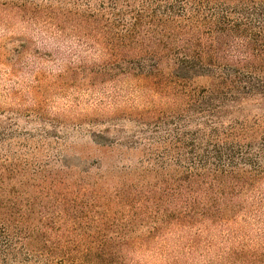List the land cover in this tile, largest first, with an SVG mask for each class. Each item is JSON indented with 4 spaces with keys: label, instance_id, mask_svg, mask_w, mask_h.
Returning <instances> with one entry per match:
<instances>
[{
    "label": "trees",
    "instance_id": "obj_1",
    "mask_svg": "<svg viewBox=\"0 0 264 264\" xmlns=\"http://www.w3.org/2000/svg\"><path fill=\"white\" fill-rule=\"evenodd\" d=\"M97 8L69 19L100 55L73 50L66 73L137 95L115 91V117L93 114L88 133L141 156L102 164L100 181L33 166L12 150L18 121L0 118V264H264V0ZM59 13L46 17L61 36Z\"/></svg>",
    "mask_w": 264,
    "mask_h": 264
},
{
    "label": "rangeland",
    "instance_id": "obj_2",
    "mask_svg": "<svg viewBox=\"0 0 264 264\" xmlns=\"http://www.w3.org/2000/svg\"><path fill=\"white\" fill-rule=\"evenodd\" d=\"M100 2L0 0V118H5L4 123H19L15 128L19 137L12 150L20 152L33 166L69 168L76 174L91 169L93 179L98 181L103 178L98 169L102 164L121 166L125 162L135 166L141 156L136 150L102 153L88 133L95 127L88 120L93 114L99 113L105 121L115 117L108 116L121 103H114L115 91H121L122 98L127 96L129 105L138 103L137 95L113 84L90 86L66 73L74 65L75 55L87 53L89 61L100 55L97 51L88 53L78 44L71 29L75 23L69 19L71 12L88 13L91 8L98 11ZM55 10L60 11L68 27L61 36L54 25L56 20L48 21L46 17L47 12L53 15ZM75 49L78 52L74 55ZM113 122L127 133L136 129L127 118Z\"/></svg>",
    "mask_w": 264,
    "mask_h": 264
}]
</instances>
